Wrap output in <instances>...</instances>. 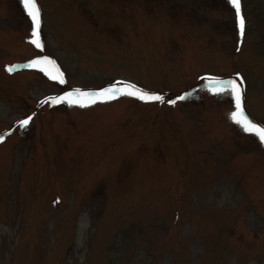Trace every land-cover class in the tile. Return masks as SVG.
<instances>
[{
	"label": "rangeland",
	"instance_id": "1",
	"mask_svg": "<svg viewBox=\"0 0 264 264\" xmlns=\"http://www.w3.org/2000/svg\"><path fill=\"white\" fill-rule=\"evenodd\" d=\"M36 3L42 48L0 0V264H264V143L208 79L264 126V0L243 35L230 0ZM129 84L164 102L95 97Z\"/></svg>",
	"mask_w": 264,
	"mask_h": 264
},
{
	"label": "snow or ice",
	"instance_id": "2",
	"mask_svg": "<svg viewBox=\"0 0 264 264\" xmlns=\"http://www.w3.org/2000/svg\"><path fill=\"white\" fill-rule=\"evenodd\" d=\"M24 9L27 13V16L30 17L32 22V36L35 37V39L31 40V43H33L37 48H42V44L40 43L39 39V27H40V9L37 6L36 0H22ZM230 3L233 5V7L236 10V18L238 22V26L241 32V35H243L245 22L243 17L240 14V5L239 0H230ZM53 63L51 60H49L48 57L38 58L29 64V67H37L45 64H51ZM41 71H46L44 67H40ZM8 71H11V68L8 69ZM51 79L59 80L61 84L64 83V80L62 76L52 75L51 73H48ZM210 83L220 85V84H226L227 90L230 91L233 94V98L235 100V111L232 113V119L237 125H240L242 129L249 133L250 135L256 136L259 138V141L261 143H264V126H260L257 123H253L250 121L245 115L244 110L241 106L242 103V89L241 84L242 80L240 82H237V80H229V81H221L217 78L209 77L208 78ZM223 90V89H222ZM120 95H127V96H134L137 99L143 100V101H159L164 102L163 97L159 95H152L149 93L141 92L138 89H134L133 85H125L123 89L120 87H117L116 85H112L109 88L102 89L100 92L95 94V97L99 98L101 101H107L118 98ZM93 94L90 93H82L79 89H76L75 92H68L64 96H57V97H49L44 101V103H52V104H58V103H69V104H77L80 107H87L89 104H94L97 102V99L91 98ZM180 99H183V97H180ZM169 103L175 104L176 101L170 100ZM31 120V117H28L27 119H22L20 121V125L27 126L29 121ZM2 142V141H0Z\"/></svg>",
	"mask_w": 264,
	"mask_h": 264
}]
</instances>
